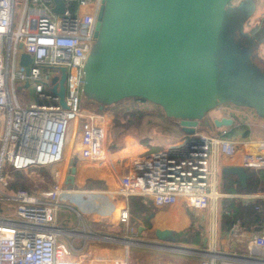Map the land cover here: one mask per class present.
Masks as SVG:
<instances>
[{
	"label": "built area",
	"instance_id": "built-area-1",
	"mask_svg": "<svg viewBox=\"0 0 264 264\" xmlns=\"http://www.w3.org/2000/svg\"><path fill=\"white\" fill-rule=\"evenodd\" d=\"M62 1L64 8L57 12L62 5L56 0H0V124L5 125L0 134V200L16 204L13 217L0 216V264H96L100 261L96 253L107 247H122L128 254L133 243L128 202L135 196L177 199L192 209L210 210L215 221L223 200L245 205L263 201L256 208L264 214V194H230L219 189L222 157L241 154L246 168L264 170V139L236 140L228 138L226 131L220 137L185 134L176 145L141 158L121 178L117 194L127 201L119 217L127 226L124 238L61 227L58 212L67 191L59 183L38 195L12 192L14 172L63 161L67 134L76 121L80 123L82 159L102 162L108 156V122L103 115L84 114L80 101L84 69L105 0ZM22 53L32 58L29 74L24 68L17 70ZM61 68L66 69L67 108L52 93L62 77ZM51 70L59 77L54 84L47 76ZM27 82L29 87H25ZM31 86L36 100L30 104L20 101L17 91ZM230 232L231 236L238 233L235 227ZM81 239L92 242L76 249L74 242ZM123 241L128 245L123 246ZM215 243L214 236L208 249L194 252L205 260L202 264H264V219L244 253L220 252Z\"/></svg>",
	"mask_w": 264,
	"mask_h": 264
},
{
	"label": "rangeland",
	"instance_id": "rangeland-1",
	"mask_svg": "<svg viewBox=\"0 0 264 264\" xmlns=\"http://www.w3.org/2000/svg\"><path fill=\"white\" fill-rule=\"evenodd\" d=\"M224 16L225 22L221 38L214 56L217 90L220 95L217 105L219 107L210 112V114L201 121V131L209 136L220 137L222 135V129H232L230 130L229 137L241 140L248 137L251 133V130H248L249 127L246 126V124H242L243 126L237 129L232 128L233 126L219 129L211 122V118H214L218 112L221 113L223 111V113H225L233 111L235 112V118L239 120V124L242 123V120L249 119V116L250 120H253L255 115L264 120V115L258 113L256 110L258 105L264 103V0H233V4L226 9ZM98 52L99 44L95 41L90 55H96ZM17 70L23 71V68L18 66ZM51 71H53V73H47V76H50V81L54 84L59 80V77L56 75L55 70ZM17 97L22 102H27L28 104L33 103L36 100L34 87L31 86L28 89L18 90ZM80 101L81 109L88 111L91 109L95 111L97 109L99 110L100 106L108 104V101L105 99H89V94L86 90L81 93ZM224 105L226 109H224ZM128 109L135 111L138 116L142 112L144 113V116L139 121L140 128L136 127L135 122L137 120L135 117H132V120L135 122L131 126L121 124L120 122V125L123 126L114 125V119H120L121 117H119L117 113H121ZM104 112L108 113L111 119V122L107 121L108 124L110 123L109 139H117V145L120 147L124 145L125 138L128 135L135 138L138 142L141 141V139H148L147 142L153 145L152 147L150 146L151 148L149 151L152 153L165 147L176 145L182 140L181 136L183 135V130L179 122L166 116L163 109L154 103L127 99L120 104L111 105L106 108ZM103 114L100 113L99 115ZM250 120L243 123H249ZM85 121H87V119H82V122ZM239 129L240 131L236 132V130ZM71 131L70 129L67 134V144L72 133ZM153 131H155L157 135L151 138L150 134ZM77 138V144L79 143L80 146L81 134H78ZM258 138L256 133L250 136L252 140H257ZM159 142L161 145L157 147ZM78 152H80V150L75 152L69 160L74 159ZM132 155L133 154H123L119 163L128 168L131 165V167L136 166L138 162L140 163V159L136 160L137 157ZM79 157H81V155ZM68 161L63 164L59 163L58 165H52L48 168L30 169L27 172H22L20 183L23 188H19L18 190H26L33 195H38L42 192L51 190L58 183L62 187L65 186L64 176H67V168L69 167V164H67ZM73 162H76V159ZM133 162L135 163L134 165ZM63 171V179H60L62 176L58 177V174ZM128 172L129 170H127L126 174ZM15 173L16 172L13 173V185L17 182ZM86 173L88 174V172ZM81 174H84L83 170ZM124 175L125 173L123 176ZM110 179L111 181L109 180L106 188L95 189V191L88 190L91 191L89 194L81 192L86 190L84 189L85 187H79L78 189H74L75 191H72L66 186L65 191L71 190L72 192L65 193L61 200L62 207L58 212L59 225L68 229L77 226L76 228H79V230L94 233L97 236L113 234L119 235L121 238L127 237L123 235L125 225L119 222V217L116 216L115 213V207L122 204L120 203L122 199L116 193L119 184L116 183L114 179ZM161 200L165 202L161 208L168 210L175 206L180 208L182 211L181 213H188L186 215L189 219V225L186 231H190L186 234L187 239L193 240L196 234H200V237L208 238L210 241L215 236L217 237V247L223 250L220 244V240H222L221 234L223 233V220L220 208L223 207V204L219 206V216L215 221L211 217L212 214L210 210L200 212L199 210L188 208L177 199ZM11 204L13 207L10 206L6 211H2L0 208V216L13 217L16 204L10 202V205ZM155 213L156 209L152 206L140 217L137 216L136 219H138V221L135 222V224L132 223L134 228L129 236L132 238L133 243L129 245V252L126 254L125 259L123 257L124 261L122 258H120V261H123L124 264H170V262L172 264H189V261L201 259V257L194 252H196L197 249H204L202 243L195 245L192 243L176 242L172 244L170 242L159 241L153 229L154 223L152 221V215ZM139 226L142 227V231L140 232L138 230ZM90 242L92 241L88 240L85 243V240L81 239L76 240L74 245L76 249H80L84 245L89 247ZM121 244H123V246L128 245L125 241ZM208 248L209 246L207 245L206 249ZM182 249H190L192 253H182L185 252ZM125 252L126 251H124V255ZM106 255L107 254L103 252L96 253L97 259L100 261L102 260L100 262L102 264H104L103 260Z\"/></svg>",
	"mask_w": 264,
	"mask_h": 264
},
{
	"label": "water",
	"instance_id": "water-1",
	"mask_svg": "<svg viewBox=\"0 0 264 264\" xmlns=\"http://www.w3.org/2000/svg\"><path fill=\"white\" fill-rule=\"evenodd\" d=\"M56 2L62 5L56 11H62L64 2ZM232 2L105 0L95 33L99 52L89 56L84 69V91L89 99L107 100L108 104L100 106V110L127 99H144L177 120L183 133L199 132L201 121L219 107L214 56L224 13ZM31 64V56L22 53L20 66L26 74ZM61 72L52 93L60 98L61 107L67 108L66 69L61 68ZM25 87H29L28 82ZM256 110L264 115V103ZM211 122L219 129L234 123L225 117L211 118ZM223 173L236 177L243 188L247 187L250 175L244 167L225 166ZM76 175L77 163L72 162L65 182L70 189L75 187ZM155 236L159 241H177L170 230H156ZM207 245L206 239L203 247L206 249ZM187 250L190 249L182 253H192Z\"/></svg>",
	"mask_w": 264,
	"mask_h": 264
},
{
	"label": "crops",
	"instance_id": "crops-1",
	"mask_svg": "<svg viewBox=\"0 0 264 264\" xmlns=\"http://www.w3.org/2000/svg\"><path fill=\"white\" fill-rule=\"evenodd\" d=\"M231 4H233V2ZM262 22H263V20H262ZM224 109H226V106L224 107ZM83 111L85 112L84 114L89 112L88 110H83ZM234 114H235V112H233V111H229V112H225V113H223V111H222L221 113L218 112L214 116L213 119H221L224 117L225 118H231L234 121L232 128H235V129L243 126L242 124H246V126L249 127L248 130H251V133L249 134L248 137H245L243 139H250V136L253 133H256L258 135L259 138L257 140H263L264 139V120L263 119H261L257 115H255L253 117V120H250V116H249V119H247V120L244 119L241 121L242 123L239 124V122H238L239 120L237 118H235ZM103 116L105 117L106 121L111 122V119H110V116L108 115V113L103 114ZM248 120H250L249 123H243V122H246ZM79 125H80L79 122H76L73 125V129L71 131L72 133H71V136H70L69 141H68V148H67V156L68 157L66 159V157L64 156L63 161L60 162L61 164L66 163L69 160V158H71L74 155L75 152L80 150L81 145L79 146V143L77 144V140H78L77 137H78V134H80L79 133L80 132V130H79L80 126ZM109 126H110V123H109ZM4 130H5V125L0 124V134L3 133ZM230 130H232V129H230ZM230 130L224 128L221 130V133L223 131H226L228 133L227 137L230 138L229 137L230 136V134H229ZM239 131H240V129L236 130V132H239ZM199 132L204 133L201 130ZM109 134H110V132L108 133V137H107V154H108V156H107V159L105 161H102V162L86 161V160L82 159V157H79L80 152H78L75 155L74 159H70L68 161L67 164H69V166L75 159H76V163H77L76 182H75V187H73L71 189L72 191H75L74 189H78L79 187L84 188L89 180L104 181V183H105L104 188H106L108 183H109V180L111 181L110 178L114 179V181L119 184V188H120V181H121V178L123 177V174L124 173L126 174L127 170L131 171L133 169V167H131L132 165L129 166V168H128V167L124 166L123 164L119 163V160H121V156L123 154H133L132 156H136L137 157L136 160H137V159H141L144 156L152 153L149 151L153 145L149 144L147 142L148 139L147 140L141 139V141L138 142L135 138L128 135L125 138L124 145L120 147L117 145V139H115V138L109 139ZM182 134L183 135L181 136V139L184 137L185 133H182ZM156 135H157V133L155 131H153L150 134L151 138H154V136H156ZM232 139H233V137H232ZM159 145H161L160 142L157 144V147H159ZM165 148H167V147H165ZM165 148H163V149H165ZM163 149H161V150H163ZM155 152H157V151H155ZM58 164L59 163H57V165ZM134 164L135 163L133 162V165ZM54 165H56V164H54ZM50 166H52V165H50ZM50 166L43 167V168H48ZM220 166H221V170H220V174H219V181H220L219 189L221 191H225V192L230 193V194H264V170H254V169L246 168L243 165V157L241 154H236L233 157H222ZM225 166H242V167H244L247 170L248 174L250 175V178L248 179V182H247V187L243 188V186L240 184V182L238 181V179L236 177L225 175L223 173V168ZM82 170L84 171V174H81ZM19 172L22 173V171H19ZM86 172H88V174ZM251 172L252 173L255 172L257 174V176H259V182L257 183V185L253 184V182L251 183ZM60 174H58V177L60 176ZM66 177L67 176L65 175L64 176L65 182H66ZM66 186L67 185L65 183L64 188ZM12 188H14V185ZM119 188H118V190H119ZM71 190H68L67 193H71L72 192ZM118 190H117V192H118ZM93 191H95V190H93ZM12 192H14V190H12ZM81 192L89 194V192H91V191L83 190ZM120 198L122 199L120 202L122 204L119 205L118 207H115L116 208L115 213H116V216H118V217H120L121 211H122L123 207L126 206V202H127L122 197H120ZM181 202L189 208V206L186 203H184L183 201H181ZM128 203H129V210H130V215H131L130 232L134 228L132 226V223L135 224V222L138 221V219H136L137 216L140 217L143 213L148 211V209L152 206L156 209V213L154 215H152L153 216L152 221L154 223L153 224L154 234H155L156 230H170V231H173L175 233V236H176V233H178V232H184V231L186 232V228L189 225V219L187 218V215H186L188 213H181L182 211L180 210V208H177L175 206H174V208H169L168 210L161 208L165 202H162V200L159 198H155L153 200L152 199L148 200V199H143L141 197L135 196V197H131L129 199ZM222 204H223V207L220 208V213L222 212V220H223L222 230H223V233L221 234L222 240H220V244L223 247V250H220L217 247V237H216V243H215L216 248L218 251L223 252V253H230V254L244 253V251L246 250L247 241L249 239L253 238L256 233L260 232V231H258V229L262 227L264 214L262 212L258 211L256 207L259 205H262L263 201H258L256 204H251V205H245L241 201H238V200L220 201L218 203L216 220L218 219V216H219V206ZM10 206H12V204L10 205V202L0 200V208L2 211L8 210L10 208ZM233 207L238 208L240 210V214L234 213ZM135 211H136V213H135ZM173 212H178V213H173ZM200 212H203V211H200ZM14 213H15V211H14ZM169 213H173V214H169ZM211 217H212V215H211ZM226 217H229V222L231 224L227 223ZM123 225H125V224H123ZM229 225H230V227H229ZM234 227L237 229L238 233H235L233 236H231L230 230ZM124 229L125 230H124L123 235H126V232H127V226L126 225H125ZM138 230H139V232L142 231V227L139 226ZM110 235H113V234H110ZM200 239H201L202 243H204L205 240L207 239L208 245L211 242V240L209 241V239L205 238V237H203V238L200 237ZM169 242L172 244H175L171 241H169ZM176 242H178V241H176ZM124 251H125V249L122 247L104 248L103 251H100V252L107 254L105 256V259L103 260V263L104 264H117V262H118L119 264H121L120 258L123 259V257H125V255H126V252L124 255ZM201 259H198L195 261H189L190 262L189 264H202L205 260L203 259L204 260L203 261ZM101 261H98L96 264H102V263H100ZM186 261H188V260H186ZM170 264H172V263L170 262Z\"/></svg>",
	"mask_w": 264,
	"mask_h": 264
},
{
	"label": "trees",
	"instance_id": "trees-1",
	"mask_svg": "<svg viewBox=\"0 0 264 264\" xmlns=\"http://www.w3.org/2000/svg\"><path fill=\"white\" fill-rule=\"evenodd\" d=\"M136 100H138V101H141V102H146L144 99H139V98H135ZM123 101H121V102H119V103H117V104H120V103H122ZM108 107H110V106H107V107H105L104 108V110H101L100 111V109L98 110H90L91 112H96V113H101V114H103V113H105L104 111H106V108H108ZM165 114V113H164ZM117 115L120 117V119L119 118H116V119H114V122H115V126H123V125H120V123L121 124H126L127 126L128 125H133V123L135 122V121H133L132 120V117H135L136 118V127L137 128H139L140 127V123H139V121L142 119V117L144 116V113L142 112L139 116L137 115V113L135 112V111H133L132 109H128V110H126V111H123V112H121V113H117ZM137 116V117H136ZM175 120V119H174ZM120 122V123H119ZM15 175L17 176V182H16V184L14 185V188H13V190L14 191H17L19 188H23V186H22V184L20 183V180H21V178H22V173H20V172H16L15 173ZM253 182V184H255V185H257V183L259 182V176H257V174L254 172V173H252L251 172V183ZM105 187V183H104V181H99V180H89L88 182H87V184L85 185V189L86 190H95V189H102V188H104ZM234 209H233V212L234 213H239L240 214V210L238 209V208H236V207H233ZM226 219H227V223H229V224H231L230 222H229V217H226ZM229 227H230V225H229ZM228 227V228H229ZM190 230H187L186 232L184 231V232H178V233H176V238H177V241L178 242H180V243H192V244H195V245H197V244H199V243H202L201 242V239H200V235L199 234H196L195 235V237L193 238V240H189V239H187V237H186V234L189 232ZM203 244V243H202Z\"/></svg>",
	"mask_w": 264,
	"mask_h": 264
},
{
	"label": "bare ground",
	"instance_id": "bare-ground-1",
	"mask_svg": "<svg viewBox=\"0 0 264 264\" xmlns=\"http://www.w3.org/2000/svg\"><path fill=\"white\" fill-rule=\"evenodd\" d=\"M76 122H78V121H76ZM75 122V123H76ZM80 134H81V132H79ZM67 148H68V144H67ZM67 148H66V153H65V157L67 158L68 156H67ZM64 173V171L63 172H61V174H60V176H62V177H60V179H63V174ZM187 251H190V250H187ZM126 258V255H125V257H124V259ZM124 259H123V261H124Z\"/></svg>",
	"mask_w": 264,
	"mask_h": 264
}]
</instances>
